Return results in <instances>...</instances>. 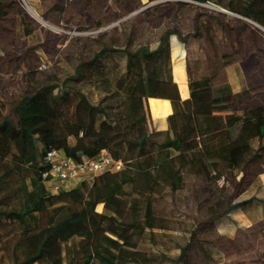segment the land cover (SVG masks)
<instances>
[{
  "label": "trees",
  "instance_id": "obj_1",
  "mask_svg": "<svg viewBox=\"0 0 264 264\" xmlns=\"http://www.w3.org/2000/svg\"><path fill=\"white\" fill-rule=\"evenodd\" d=\"M191 1L221 7L264 29V0ZM14 2L0 0V33L34 35L35 22L24 12L2 13ZM138 6L139 0H112L103 16L127 14ZM200 21L209 35L228 36L231 52L222 55V66L238 75L240 92H246L237 67L242 57L228 23L196 13L193 23ZM244 26L235 31L243 32ZM193 33L199 34L197 29ZM176 36H181L178 30L167 29L155 48L135 51L129 50V38L123 48L94 39L98 47L92 56L59 83L38 82L31 66L22 74V95L8 102L11 115L0 117V237L7 234L2 246L11 256L1 264H183L196 229L185 231L184 245L178 242L182 225L158 211L159 201L190 180L205 182L215 173L242 176L255 163L264 170V101L240 104L230 82L196 73L199 60L189 59V98L182 100L171 57ZM150 99L171 102L166 131L151 128ZM47 148L75 162L106 152L123 168L52 193L42 178ZM254 203L264 206V198L255 194L232 203L225 215Z\"/></svg>",
  "mask_w": 264,
  "mask_h": 264
},
{
  "label": "rangeland",
  "instance_id": "obj_2",
  "mask_svg": "<svg viewBox=\"0 0 264 264\" xmlns=\"http://www.w3.org/2000/svg\"><path fill=\"white\" fill-rule=\"evenodd\" d=\"M84 10L82 9V12ZM25 11L30 17L36 16L39 19L35 21L36 27L44 31L53 44V49H47V54L38 56L41 58L32 57L37 80L40 83L61 82L79 61L92 56L98 47L94 39L100 38L110 47L123 48L129 38L130 51H135L139 47L153 49L161 34L167 29L182 32L181 36L172 39V49H174L172 62L183 59L185 50V59L189 57L192 62L199 60V67L193 66L196 73H210L217 83L237 81L238 75L232 69H225L222 66L223 54L218 51L216 44L211 43L209 28H206L202 21L198 23L199 25L193 23L196 13L203 16L215 15L218 21L222 20L221 23H228L227 29L230 31L231 40L238 42L239 45L242 43L240 47L243 56L249 57V43L258 45L260 51L264 52V32L259 26L248 21L244 26L245 20L225 13L221 7L210 3L198 5L191 0H139V6L127 14L116 12L107 17L103 16L102 22L96 25L98 28H94L101 29V33L95 37L87 34L67 35L66 26L45 23L30 7H25ZM243 26V32L235 31L236 28ZM195 29L199 32L198 35L193 32L186 33L187 30L195 31ZM177 46L182 51L175 55ZM56 58L59 59L58 64L54 62ZM248 83L249 86L264 84V56L260 58L258 69L252 72ZM3 84L0 78V92L12 97L11 91L6 88L16 90L17 83ZM251 96L248 91L243 93V97ZM6 113L11 115V105ZM250 150L245 151L244 157L249 155ZM262 176L264 180V170L259 163H255L242 176L233 177L226 174V182L222 188L218 186L219 179L216 176L205 182L194 179L188 181L180 192L175 194L168 192L159 201L158 211L166 216L175 217L182 225L176 233L178 242L184 245L188 237L185 231L196 229L191 240L193 246L188 251L189 259L186 258L183 264H264V206L254 203L245 211L225 215L228 206L232 203L247 200L255 194L264 198V181L261 180L259 184L257 180ZM260 185L262 188L258 193L256 189ZM2 235L0 264L8 263L11 259L10 254L5 253L2 246L7 240V234ZM174 255L176 256L177 252L173 251L172 256Z\"/></svg>",
  "mask_w": 264,
  "mask_h": 264
},
{
  "label": "crops",
  "instance_id": "obj_3",
  "mask_svg": "<svg viewBox=\"0 0 264 264\" xmlns=\"http://www.w3.org/2000/svg\"><path fill=\"white\" fill-rule=\"evenodd\" d=\"M112 0H26L27 7H30L42 21L45 23H50L55 26H66L68 30L77 29H94L98 28L96 25H99L102 22L104 15L105 6L110 3ZM82 9H85L82 12ZM14 11L24 12L27 17L34 22L37 20L35 17H30L26 11L25 6L21 4L19 0H15L13 6H7L2 9V13L6 16L14 15ZM115 14V13H114ZM112 15V14H111ZM218 19V17H217ZM246 21V20H245ZM219 22H222L220 20ZM224 23V22H223ZM92 24V25H91ZM10 29L15 27L14 23L8 22L6 24ZM95 25V26H94ZM36 33L29 37L19 38L13 32L10 35H5L0 33V78H2L3 83L6 82L11 84L12 82L17 83V89L11 91V96H5L4 93L0 92V108L2 104H6L8 108V102H14L19 99L23 92V83H22V74L31 66L33 69H36L33 65L32 55L35 57L41 56L43 53L47 54V49H53L52 41L48 39L44 31L36 27ZM193 30H187V34L192 33ZM182 32L180 31V34ZM213 34V35H212ZM209 35L211 38V43L216 44L219 48L218 51L221 54L231 52L229 47V38L228 36L225 39H222L221 34L212 33ZM242 45V43H241ZM239 43L234 41L235 51L241 54L242 59L238 62L237 67L240 70V74L243 80V86L247 91L252 95L251 97H243V93L240 92L241 84L239 81H227L232 84L234 90L238 93V101L240 104L245 106L250 105L251 103L264 101L263 99H257V96L264 94V84H257V86H249V77L252 76V72L258 69L260 58L264 56V52L260 51L258 45L248 44L249 57L242 55V48ZM181 48L177 46V51L174 53L178 55L181 53ZM190 53V52H188ZM184 58L177 61L176 64L183 62L182 69L186 74V59H185V50L183 52ZM41 58V57H38ZM189 59V57L187 58ZM190 60V59H189ZM248 63V64H247ZM247 64V65H245ZM175 66V65H174ZM173 66V77L177 83V78L174 73ZM187 76V75H186ZM18 78V79H16ZM3 84V85H4ZM178 85V83H177ZM10 87V86H9ZM180 97L182 100L189 98V89L187 81V89L185 92H182L179 85ZM242 96V97H240ZM150 112L152 117L151 128L156 131H166L167 130V117L172 113V104L168 100L161 99H150L149 100ZM7 111V110H6ZM2 112L1 116L9 115L8 113ZM263 180V176L261 177ZM78 182L73 183L68 186L67 189H70L71 186L77 184ZM66 189V190H67Z\"/></svg>",
  "mask_w": 264,
  "mask_h": 264
},
{
  "label": "built area",
  "instance_id": "obj_4",
  "mask_svg": "<svg viewBox=\"0 0 264 264\" xmlns=\"http://www.w3.org/2000/svg\"><path fill=\"white\" fill-rule=\"evenodd\" d=\"M21 4L27 7L26 0H19ZM245 20V19H243ZM248 21V20H247ZM256 26L257 24L248 21ZM264 32V29L260 27ZM88 30V31H86ZM67 35H90L98 36L101 29H85L78 31L71 29L65 31ZM43 68H45L43 66ZM44 162L48 165V169L42 174L47 189L52 193H58L66 190L68 186L75 182L88 181L94 176L108 171H120L123 168V162L115 160L106 152H101L93 158L86 159L82 162H75L74 160L65 156L62 151L47 148L44 155ZM218 177V186L222 188L225 185V178L214 174Z\"/></svg>",
  "mask_w": 264,
  "mask_h": 264
},
{
  "label": "bare ground",
  "instance_id": "obj_5",
  "mask_svg": "<svg viewBox=\"0 0 264 264\" xmlns=\"http://www.w3.org/2000/svg\"><path fill=\"white\" fill-rule=\"evenodd\" d=\"M33 15H35V14L33 13ZM247 64H245V65H247ZM182 66H183V62L182 61L180 63H178V64H175L174 73H175V76L177 78V83H178L181 91L185 92L186 89H187V76H186L184 70L182 69Z\"/></svg>",
  "mask_w": 264,
  "mask_h": 264
},
{
  "label": "water",
  "instance_id": "obj_6",
  "mask_svg": "<svg viewBox=\"0 0 264 264\" xmlns=\"http://www.w3.org/2000/svg\"><path fill=\"white\" fill-rule=\"evenodd\" d=\"M222 11L225 12V13L231 14V13H229V12L223 10V9H222ZM231 15H233V14H231ZM238 17H239V16H238ZM240 18H241V17H240ZM246 21H247V20H246Z\"/></svg>",
  "mask_w": 264,
  "mask_h": 264
}]
</instances>
